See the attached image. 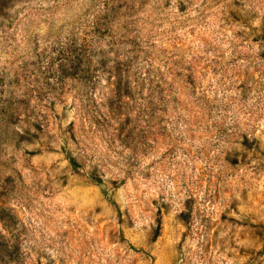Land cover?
I'll list each match as a JSON object with an SVG mask.
<instances>
[{
    "label": "rangeland",
    "instance_id": "1",
    "mask_svg": "<svg viewBox=\"0 0 264 264\" xmlns=\"http://www.w3.org/2000/svg\"><path fill=\"white\" fill-rule=\"evenodd\" d=\"M0 264H264V0H0Z\"/></svg>",
    "mask_w": 264,
    "mask_h": 264
}]
</instances>
